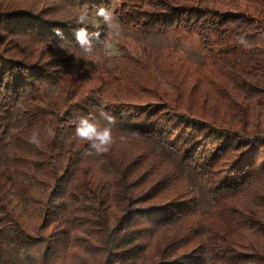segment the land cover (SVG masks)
<instances>
[{"label": "trees", "instance_id": "trees-1", "mask_svg": "<svg viewBox=\"0 0 264 264\" xmlns=\"http://www.w3.org/2000/svg\"><path fill=\"white\" fill-rule=\"evenodd\" d=\"M84 6L94 16L109 0H0V118L21 101L29 124L10 145L0 139V237L25 255L0 264H264V0L115 8L123 26L195 33L215 63L244 54V67L227 63L208 87L147 49L108 71L96 54L81 58L74 33ZM87 28L104 37L102 23ZM47 84L55 95L42 92ZM101 107L117 119L116 142L88 154L75 122ZM178 165L204 179L207 213ZM21 189L18 211L11 196Z\"/></svg>", "mask_w": 264, "mask_h": 264}, {"label": "rangeland", "instance_id": "rangeland-1", "mask_svg": "<svg viewBox=\"0 0 264 264\" xmlns=\"http://www.w3.org/2000/svg\"><path fill=\"white\" fill-rule=\"evenodd\" d=\"M122 3V0H109V7L115 11ZM120 24V23H119ZM121 25V24H120ZM106 28L104 36L106 35ZM118 43L120 54L111 60L103 56L98 50L96 55L103 67V71L112 70L118 67L120 64V58L123 54L134 55L140 52L142 49L153 51L161 58L169 57L173 65H180L187 73L195 77L206 78L207 81L202 87H208L210 84L217 81L222 68L226 67L227 63H232L237 67L245 66V56L242 52L235 54H228L226 60H219V63H215L209 57L206 50L202 48L199 43V39L195 33L186 32L184 30H168L160 32H143L139 29L121 25V34L115 38ZM229 42V41H228ZM227 42V43H228ZM229 42L228 44H230ZM217 51V45L213 46ZM99 49V46H98ZM80 54H82L80 52ZM189 81L192 83V80ZM58 90L57 84H47L42 88V92L53 96ZM23 103H18V109L10 110L5 116L0 118V139L7 145L11 143V136L17 131H21L29 126L26 119L21 117V108ZM118 128V125L114 129ZM158 150V147H155ZM180 170L185 174L192 176L193 181L197 187V194L199 198L198 209L203 213H207L210 207V201L206 192L205 182L202 177L194 176L192 172L186 168L178 165ZM23 184L29 185L30 182L26 176L21 178ZM12 205L18 211L25 210L26 207V195L24 190L15 192L12 196ZM0 257L6 259L19 258L25 260V255L22 250L16 248L14 244L7 238L0 237ZM206 264H210L208 261Z\"/></svg>", "mask_w": 264, "mask_h": 264}, {"label": "clouds", "instance_id": "clouds-1", "mask_svg": "<svg viewBox=\"0 0 264 264\" xmlns=\"http://www.w3.org/2000/svg\"><path fill=\"white\" fill-rule=\"evenodd\" d=\"M101 23L107 30L103 38H101L99 31L88 32V25L98 27ZM75 24L79 26L76 28L74 35L76 45L83 54L81 58L92 57L98 50L109 60L119 56L120 51L115 38L121 34V25L111 7L100 6L95 9L93 16L90 15L87 6H84L75 18ZM54 32L57 36H63L61 28L54 29ZM236 40L245 49L251 48V43L244 34L237 35ZM97 45H99V49ZM76 59L78 61L77 57ZM116 125V117L101 107L95 112H89L87 115L78 117L75 122L74 135L79 141L88 145V154L103 155L108 153L116 142L113 134ZM48 133L49 135H55L53 129H48ZM119 139L122 141L124 137L121 136ZM29 143L36 147L40 146L39 130H32Z\"/></svg>", "mask_w": 264, "mask_h": 264}]
</instances>
